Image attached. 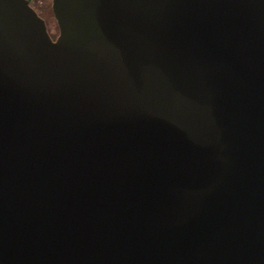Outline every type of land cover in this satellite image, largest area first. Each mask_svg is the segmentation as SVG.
<instances>
[{"label":"water","instance_id":"water-1","mask_svg":"<svg viewBox=\"0 0 264 264\" xmlns=\"http://www.w3.org/2000/svg\"><path fill=\"white\" fill-rule=\"evenodd\" d=\"M0 0V264H264V0Z\"/></svg>","mask_w":264,"mask_h":264},{"label":"flooded vegetation","instance_id":"flooded-vegetation-1","mask_svg":"<svg viewBox=\"0 0 264 264\" xmlns=\"http://www.w3.org/2000/svg\"><path fill=\"white\" fill-rule=\"evenodd\" d=\"M27 1H28L29 6L45 22V25H46V20H45L43 14L48 12V9L46 7H48L50 5V8H51L52 0H27ZM44 9H46V10H44ZM46 28H47V25H46ZM47 31H48V29H47ZM50 37L52 40H55L57 36L53 37L50 35Z\"/></svg>","mask_w":264,"mask_h":264},{"label":"rangeland","instance_id":"rangeland-1","mask_svg":"<svg viewBox=\"0 0 264 264\" xmlns=\"http://www.w3.org/2000/svg\"><path fill=\"white\" fill-rule=\"evenodd\" d=\"M46 8L48 9V12L44 13L43 16L46 20L48 32L51 36L56 37V36H58V28H57L56 21L53 17L50 5ZM44 10H46V9H44Z\"/></svg>","mask_w":264,"mask_h":264}]
</instances>
